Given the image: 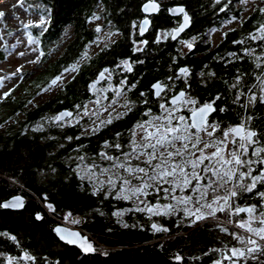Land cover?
<instances>
[{
    "label": "trees",
    "instance_id": "trees-1",
    "mask_svg": "<svg viewBox=\"0 0 264 264\" xmlns=\"http://www.w3.org/2000/svg\"><path fill=\"white\" fill-rule=\"evenodd\" d=\"M146 1L153 0H21L41 22L26 27L39 62L20 74L21 82L0 102V126L23 114L18 126L0 132V202L16 194L25 198L20 211L0 207V264H264V245L248 238L259 236L256 225H247V213L231 211L254 207L264 225V181L246 190L241 176L251 167L257 174L264 149L239 156L230 179L211 173L203 178L205 199L223 197L227 204L199 219L179 209L168 214L135 210V202L114 199L104 187L92 186L75 173L74 165L95 163L100 153L123 155L133 126L158 116L161 106L170 107L168 97L177 91H184L196 107H214L207 117L214 136L223 137L245 122L264 143V0L250 7L244 4L248 0H155L159 11L150 16L146 34L139 36L137 24L144 17L140 7ZM174 5L184 7L190 27L172 42L159 35L178 24L179 18L167 13ZM234 21L237 25L225 29ZM103 30L115 37L113 44L101 55H90L89 44ZM216 31L221 37L214 44ZM179 40L191 50L181 54ZM6 53L0 51V63L6 62ZM102 65L114 86L113 91L104 90L102 104L117 101L120 89L130 103L126 112L88 134L84 130L90 119L75 125L55 123L52 117L58 111L73 110L74 104L82 107L94 96L89 83ZM179 67L185 68L182 75L176 74ZM71 70L75 76L61 82L57 94L33 109L27 107ZM157 80L166 89L154 99L149 87ZM188 113L182 112L185 117ZM143 167L146 178L151 176L153 165L145 162ZM152 181L143 204L166 202L170 184ZM65 214L82 219L79 230L94 241L91 254L53 235L51 227L62 225ZM234 251L241 253L235 257Z\"/></svg>",
    "mask_w": 264,
    "mask_h": 264
},
{
    "label": "rangeland",
    "instance_id": "rangeland-1",
    "mask_svg": "<svg viewBox=\"0 0 264 264\" xmlns=\"http://www.w3.org/2000/svg\"><path fill=\"white\" fill-rule=\"evenodd\" d=\"M257 2L258 0H249L244 4L250 7ZM40 24L35 11L25 7L21 0H0V51L7 52L8 55L6 62L0 63V102L21 82L20 74L25 70H33V66L39 62L38 50L35 44L28 40L29 35L26 27L27 25L38 26ZM235 25H237L236 21L226 25L225 29ZM171 30L162 31L159 38L169 37ZM101 34V44L111 41L113 35H105L104 32ZM220 37V31L212 34L214 40H218ZM177 44L180 53L183 54L185 49L182 48V44L187 45V42L179 40ZM125 68L128 69L129 66ZM70 76L71 73H64L45 92L36 95L27 107L33 109L54 96L61 82H65ZM113 87L111 82H108L100 91L95 92L94 99L85 102L83 109L78 111L80 113H74V116L72 115L64 122L63 126L75 125L81 119L88 118L90 123L85 127L84 132L91 133L97 130L101 124L122 116L129 108V104L124 99V95L118 93L120 89L116 90V94L118 97L120 96L117 101L102 104V101L106 99L104 90L113 91ZM261 91L262 99H264V88ZM17 94L18 89L14 95ZM195 108V102L187 97L175 107L161 106L158 116H150L146 121L133 126L130 145L123 155L113 156L100 153L95 163L74 165L77 177L92 186L104 187L106 194L111 195L114 199L121 198L135 202V210L143 209L148 213L168 214L179 209L186 215L199 219L214 214L218 210H224L227 204L225 198L219 197L207 201L203 196V178L209 173L224 180L232 178L239 156L245 153L243 151L245 143L241 140L238 149L237 146L231 145L233 135L229 134V130L223 137L214 136L213 126L208 122L204 124L205 133L194 131L188 117H185L182 112ZM22 119L23 114L19 113L15 119L1 125L0 132H3L7 127L18 126ZM52 119L55 122L54 116ZM154 129L158 130L161 135L150 138V132ZM257 151L260 149L254 147L253 152H250L257 153ZM145 162H150L153 165L151 176L147 178L143 174ZM253 169L254 167H251L246 174H241L246 183V190H252L258 181H264V160L261 161L257 174L252 172ZM152 178L163 179L167 186L170 184L171 195L166 202L143 204L149 184L154 185ZM262 199L264 204V193ZM236 209L231 211L235 213ZM117 212L121 214L124 211L118 210ZM246 218L247 225H256L255 228L259 235L249 234V240L252 243L264 245L254 239L258 238L264 242V225L259 216L254 214V207H251L247 212ZM61 221L63 226L71 229H79L83 222L79 216L71 217L68 214H65ZM153 228L156 227L153 226ZM240 253L234 251L232 254L236 257Z\"/></svg>",
    "mask_w": 264,
    "mask_h": 264
},
{
    "label": "water",
    "instance_id": "water-1",
    "mask_svg": "<svg viewBox=\"0 0 264 264\" xmlns=\"http://www.w3.org/2000/svg\"><path fill=\"white\" fill-rule=\"evenodd\" d=\"M143 18L137 24V33L139 36H143L148 31L151 24L150 16L156 15L159 11V2L146 1L140 7ZM169 16L174 18H179L178 24L171 30L169 35L170 41H177L190 27V19L185 13V9L182 5H174L167 9ZM187 51L191 50V46H185ZM185 72V68L179 67L176 69L177 75H182ZM106 74L104 72H99L96 75L95 81L90 86V91H94L100 83H103L106 79ZM150 90L154 99L159 98L165 91L166 86L160 80L155 81L150 85ZM186 97L184 91H177L168 97V104L170 107H175L181 103ZM214 111L212 105L204 104L196 107L195 109L189 111L187 117L190 122L191 128L199 133H205L204 124L206 123L207 117ZM69 115L68 110L60 111L56 116V122H61L65 120ZM242 132L241 126H236L231 130V134L234 137H238ZM161 133L154 129L150 132L149 137L154 138ZM253 135L249 132L245 135V139H249ZM25 206V198L20 195H12L9 198L0 202V207L5 210L10 211H20ZM249 206H242L236 209V213H247L249 212ZM39 218L40 214L38 213ZM53 235L61 242L68 246H73L77 248L83 254H91L93 252L94 241L89 238V236L79 229H71L63 225H54L51 227ZM177 262H181L178 259Z\"/></svg>",
    "mask_w": 264,
    "mask_h": 264
},
{
    "label": "flooded vegetation",
    "instance_id": "flooded-vegetation-1",
    "mask_svg": "<svg viewBox=\"0 0 264 264\" xmlns=\"http://www.w3.org/2000/svg\"><path fill=\"white\" fill-rule=\"evenodd\" d=\"M101 33L102 32H104V30L103 31H100ZM102 35V34H101ZM101 35L99 36V38H98V40L97 41H92L90 44H89V46H88V53L90 54V55H94V54H96V53H99V55H101V54H103V52H104V50H105V48L106 47H108V46H111L112 44H113V42H114V36H112L111 37V41H109V42H107V43H103V44H101ZM212 41H213V43L214 44H216L218 41H219V39L218 40H214V39H212ZM186 45L185 44H182V48L183 49H185V52L184 53H186L187 52V49H186V47H185ZM189 46V45H188ZM180 51V50H179ZM82 60H84V58H82ZM82 60L81 61H79L78 63L79 64H81L82 63ZM105 65V64H104ZM104 65H102L101 66V70L100 71H98L96 74H95V76H94V78H93V80L89 83V91H90V86H91V84L95 81V78H96V75L99 73V72H104L105 74H106V79L104 80V82L103 83H100V85H98L97 86V88L94 90V91H90V93L91 94H93L94 95V93L95 92H98V91H100L101 90V88L102 87H104V85L105 84H107L108 82L110 83L111 82V74L109 73V70L107 69V68H105V66ZM126 66H129L130 67V62H128V60H126L125 62H124V67H126ZM129 69V68H128ZM68 73H71V76H70V78H68V80H66V82H69L74 76H75V74H76V71L75 70H71V71H68ZM102 84H104L103 86H102ZM55 94H57V92L55 93ZM94 97L95 96H93L90 100H93L94 99ZM89 101V100H88ZM127 101V100H126ZM85 102H87V101H85ZM84 102V103H85ZM128 102V104L130 105V103H129V101H127ZM84 103L82 104V107H80V105H78V104H74V108H73V110H71V109H69V108H63V109H61L60 111H62V110H68V112H69V115H68V117L65 119V120H63V121H61V122H56V116H57V114L60 112V111H58L55 115H54V117H55V123H58V124H64V122H66L74 113H76V112H78L79 110H82L83 109V106H84ZM78 113H80V112H78ZM74 116V115H73ZM85 119H88V118H84V119H82V120H85ZM206 123H207V120H206ZM205 123V124H206ZM241 126V128H242V132H241V134L238 136V137H234V136H232V139H231V145H233V146H237V149H238V146H239V144L241 143V140L245 143V145L243 146V148H244V152H253V150H254V147H257L258 149H264V143L262 142V139L261 138H259V137H257L256 138V132L253 130V129H249V128H247L246 127V124H245V122L244 123H242V124H236V125H234L233 127H231L230 129H229V134H231V130L234 128V127H236V126ZM249 132H252L253 133V135L249 138V139H245V135L246 134H248ZM84 133H86V132H84ZM86 134H88V133H86ZM257 152H259V151H257Z\"/></svg>",
    "mask_w": 264,
    "mask_h": 264
},
{
    "label": "built area",
    "instance_id": "built-area-1",
    "mask_svg": "<svg viewBox=\"0 0 264 264\" xmlns=\"http://www.w3.org/2000/svg\"><path fill=\"white\" fill-rule=\"evenodd\" d=\"M249 1V0H248ZM252 237V236H251ZM252 238H254V237H252ZM254 239H256V240H258V241H260L261 243H263L264 244V242L262 241V240H259L258 238H254Z\"/></svg>",
    "mask_w": 264,
    "mask_h": 264
}]
</instances>
